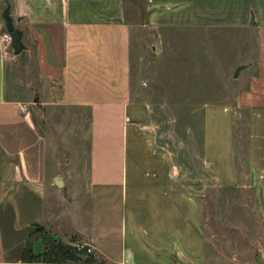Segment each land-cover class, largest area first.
I'll list each match as a JSON object with an SVG mask.
<instances>
[{
	"label": "crops",
	"instance_id": "1",
	"mask_svg": "<svg viewBox=\"0 0 264 264\" xmlns=\"http://www.w3.org/2000/svg\"><path fill=\"white\" fill-rule=\"evenodd\" d=\"M150 1L148 21L153 25L256 29L258 48L244 68L250 70L248 93L233 108L248 107L247 180L256 207L264 212V0H184V22L172 15L181 9L172 6L179 1ZM7 8L24 31L23 51L33 62L27 72L33 100L89 110L90 203L86 227H64L63 218L49 213L43 166L32 167L26 159L16 165L14 173L0 178V264H28L23 256L29 238L49 221L59 223L55 235L77 236L106 264H221L210 262L197 197L177 187L172 155L156 146L150 107L133 98L126 0L7 2L0 14V139L10 142L14 136L29 139L35 125L30 109L20 111L25 99L10 90L8 69L19 54L2 39ZM219 107H206L204 163L219 186L237 188L243 172L236 115L229 105ZM21 123L29 130L18 131ZM38 246L41 253L42 239L34 249ZM220 251L215 249L218 255Z\"/></svg>",
	"mask_w": 264,
	"mask_h": 264
},
{
	"label": "rangeland",
	"instance_id": "2",
	"mask_svg": "<svg viewBox=\"0 0 264 264\" xmlns=\"http://www.w3.org/2000/svg\"><path fill=\"white\" fill-rule=\"evenodd\" d=\"M9 1L0 0V14ZM176 1L179 2L172 6L181 9L172 15H176L177 22H184V0ZM151 4L150 0H126V18L132 25L133 98L150 107L156 146L169 152L178 168L177 187L197 197L200 203V220L210 243V262L264 264L256 258L259 254L264 259V212L256 207L254 190L247 180L248 107L233 108L237 99L248 93L249 68L242 69L238 77L234 74L254 57L257 31L253 27L153 25L148 21ZM16 57L8 69V78L13 76L10 90L25 99L21 103L28 104L35 132L29 134V139H0V178L14 173L16 165L25 159L32 167L41 164L47 180L50 215L63 218L66 228L80 223L86 227L90 201L89 138L85 132L89 110L44 106L41 99L35 102L36 94L27 82L33 62L25 51ZM210 104L234 109L243 172L240 187L219 186L213 171L204 163L205 114ZM17 130L24 132L29 128L21 123ZM29 143L31 147L23 155ZM58 224L49 221L42 230L39 226L36 230L46 232L52 245L59 240L73 246L80 242L74 235H55ZM215 249L222 253L216 254ZM35 251H41L40 247H35Z\"/></svg>",
	"mask_w": 264,
	"mask_h": 264
},
{
	"label": "trees",
	"instance_id": "3",
	"mask_svg": "<svg viewBox=\"0 0 264 264\" xmlns=\"http://www.w3.org/2000/svg\"><path fill=\"white\" fill-rule=\"evenodd\" d=\"M42 230L43 226L38 225ZM42 239L44 242V250L37 253L34 249L35 242ZM52 238L46 232L41 233L35 230L28 241L23 259L28 264L44 261L50 264H77V263H99L106 264L105 261H99L98 257L88 251V247L78 249L70 242L59 240L57 243H51Z\"/></svg>",
	"mask_w": 264,
	"mask_h": 264
},
{
	"label": "water",
	"instance_id": "4",
	"mask_svg": "<svg viewBox=\"0 0 264 264\" xmlns=\"http://www.w3.org/2000/svg\"><path fill=\"white\" fill-rule=\"evenodd\" d=\"M4 19L6 21V27H7V31L11 34L12 36V47L14 49L15 54H21L22 51L26 48V45L24 43L23 40V36H24V31L22 28L16 26L15 22H14V18L12 16V14L10 13V8H7L4 11ZM246 66L245 65H241L237 68V70L235 71L234 77H238L240 75V72L242 69H244ZM38 101V99L36 98V102ZM256 258L260 261L264 263V259L257 254Z\"/></svg>",
	"mask_w": 264,
	"mask_h": 264
},
{
	"label": "built area",
	"instance_id": "5",
	"mask_svg": "<svg viewBox=\"0 0 264 264\" xmlns=\"http://www.w3.org/2000/svg\"><path fill=\"white\" fill-rule=\"evenodd\" d=\"M2 39L6 43V45H8V46L12 45V36H11V34L8 31L3 34ZM20 111L21 112H24V113H27L29 111L28 104L21 103L20 104ZM74 245L78 249H82V248L88 247V251L89 252H92L93 251V249H92V247L90 245L85 244V243H82V242L74 243Z\"/></svg>",
	"mask_w": 264,
	"mask_h": 264
}]
</instances>
